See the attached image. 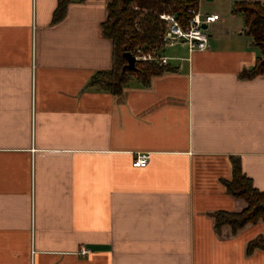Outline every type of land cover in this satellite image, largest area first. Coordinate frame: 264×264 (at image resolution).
I'll return each instance as SVG.
<instances>
[{
	"label": "crops",
	"instance_id": "0c3cea01",
	"mask_svg": "<svg viewBox=\"0 0 264 264\" xmlns=\"http://www.w3.org/2000/svg\"><path fill=\"white\" fill-rule=\"evenodd\" d=\"M108 1L55 21L58 0H0V264H264L246 251L262 221L213 217L245 207L235 163L264 191V74L239 76L259 49L243 26L209 34L113 94L91 84L113 63Z\"/></svg>",
	"mask_w": 264,
	"mask_h": 264
},
{
	"label": "trees",
	"instance_id": "16d2710c",
	"mask_svg": "<svg viewBox=\"0 0 264 264\" xmlns=\"http://www.w3.org/2000/svg\"><path fill=\"white\" fill-rule=\"evenodd\" d=\"M70 0H58L54 20L63 17ZM83 1V0H78ZM199 0H109L106 4V16L100 24L101 34L113 44V63L108 71L97 72L91 78V84L109 90L113 94L121 92L131 75L146 83L153 75L171 68L159 61L136 60L134 68L127 69L125 52L134 53L137 48L152 51L159 48L167 30L161 14H173L182 26H185L190 14L189 8L198 7ZM235 4L232 13L240 12L244 19L243 33L252 38L260 55L250 69H244L239 76L249 79L264 74V2L240 1ZM237 3V2H236ZM227 193L241 198L245 207L238 212L218 211L214 217L215 228L229 225L236 232L249 223H264V191L253 186L235 163L232 178L225 182ZM254 249L264 250V236L257 235L247 243V254Z\"/></svg>",
	"mask_w": 264,
	"mask_h": 264
},
{
	"label": "built area",
	"instance_id": "2783aa9c",
	"mask_svg": "<svg viewBox=\"0 0 264 264\" xmlns=\"http://www.w3.org/2000/svg\"><path fill=\"white\" fill-rule=\"evenodd\" d=\"M190 17L185 26H182L173 14H161L160 18L167 24V30L162 37L159 48L152 51H143L137 48L134 53L136 60L143 61H159L165 64V58L160 52L166 46H174L177 44H185L190 50H205L208 47V37L202 25L213 24L220 19L218 13H201L198 7L188 9ZM150 154L147 152H139L135 154L132 160L133 167H146ZM81 254H87L88 250L81 248Z\"/></svg>",
	"mask_w": 264,
	"mask_h": 264
},
{
	"label": "rangeland",
	"instance_id": "374dc122",
	"mask_svg": "<svg viewBox=\"0 0 264 264\" xmlns=\"http://www.w3.org/2000/svg\"><path fill=\"white\" fill-rule=\"evenodd\" d=\"M199 11L201 13L204 12H213L215 11L218 13L222 21L218 22V25L216 27L220 26V29L216 30L215 24H210L207 26L205 32L207 35L212 34L215 35L217 33H226V31H235L237 30V27H242L244 28V19L243 15L240 12H234L232 13V8L235 6V4H241L242 2L236 1L234 4L232 0H199ZM241 1H250V0H241ZM220 24V25H219ZM233 29V30H231ZM246 36V35H245ZM210 38V37H208ZM175 46H178L175 45ZM173 46H166L163 48V53L167 54L172 50H175V47ZM135 76L136 75H131ZM130 76V77H131Z\"/></svg>",
	"mask_w": 264,
	"mask_h": 264
},
{
	"label": "water",
	"instance_id": "95a60500",
	"mask_svg": "<svg viewBox=\"0 0 264 264\" xmlns=\"http://www.w3.org/2000/svg\"><path fill=\"white\" fill-rule=\"evenodd\" d=\"M202 27H203L204 29L207 28L206 24H203ZM124 57H125L126 60H127V64L125 65V68H127V69H132V68H134V63H135V61H136L135 56H134L131 52H125V53H124Z\"/></svg>",
	"mask_w": 264,
	"mask_h": 264
}]
</instances>
